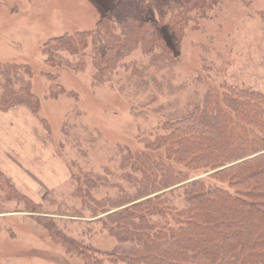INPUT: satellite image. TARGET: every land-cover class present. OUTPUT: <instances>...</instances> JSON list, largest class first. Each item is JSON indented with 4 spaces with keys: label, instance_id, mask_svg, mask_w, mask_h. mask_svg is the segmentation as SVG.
<instances>
[{
    "label": "rangeland",
    "instance_id": "374dc122",
    "mask_svg": "<svg viewBox=\"0 0 264 264\" xmlns=\"http://www.w3.org/2000/svg\"><path fill=\"white\" fill-rule=\"evenodd\" d=\"M114 1L0 0V64L31 68V90L40 105L38 117L23 106L0 112V173L11 186L0 184V264H84L82 257L65 254L33 218L14 212L32 204L42 216H56V227L66 235L110 250L115 240L83 209V176L110 169L108 182L126 187L119 165L131 151L174 173L204 178L201 171H186L167 159L163 147L152 151L145 143L162 136L163 123L200 106L207 91L230 86L264 95V0L218 2L206 18L197 19L196 29L190 22L179 44L160 28L167 52L153 59L134 51L106 85L92 83L90 48L73 60L83 62L82 71L44 63V43L94 30ZM128 14L148 18L153 12L141 13L134 0H122L116 19ZM114 194L105 186L92 191L97 200ZM181 203V198L174 202ZM75 212L83 218L66 221ZM62 214L68 216L59 219Z\"/></svg>",
    "mask_w": 264,
    "mask_h": 264
},
{
    "label": "trees",
    "instance_id": "16d2710c",
    "mask_svg": "<svg viewBox=\"0 0 264 264\" xmlns=\"http://www.w3.org/2000/svg\"><path fill=\"white\" fill-rule=\"evenodd\" d=\"M121 1H114L94 30L44 43V63L82 71L85 66L79 60L90 48L92 83L106 85L134 51L153 59L157 52H167L160 28L165 27L179 44L190 22L206 18L218 2L233 0H134L139 12L153 15L128 14L118 20L115 13ZM74 58L79 60L73 62ZM30 76L27 65L0 64L1 113L23 106L38 117L40 105ZM161 129L162 136L147 141V148L163 147L167 159L206 176L191 179L131 151L119 165V179L126 187L108 182L110 169L83 176L87 199L83 209L90 222L99 223L115 240L110 250L99 251L58 230L56 216H42L39 205L14 212L33 218L65 254L82 257L84 264H264V95L230 86H223L220 93L207 91L200 106L179 120L163 123ZM0 184L11 187L1 173ZM103 186L115 194L94 199L92 191ZM180 198L182 203L175 205ZM21 200L27 202L24 196ZM74 214L66 221L83 218ZM64 216L68 215L58 218Z\"/></svg>",
    "mask_w": 264,
    "mask_h": 264
}]
</instances>
